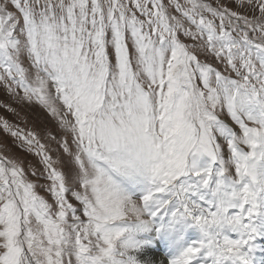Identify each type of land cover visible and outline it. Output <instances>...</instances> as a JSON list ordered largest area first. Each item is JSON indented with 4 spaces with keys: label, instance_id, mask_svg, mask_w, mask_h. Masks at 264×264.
<instances>
[{
    "label": "snow or ice",
    "instance_id": "snow-or-ice-1",
    "mask_svg": "<svg viewBox=\"0 0 264 264\" xmlns=\"http://www.w3.org/2000/svg\"><path fill=\"white\" fill-rule=\"evenodd\" d=\"M0 89V264H264V0H0Z\"/></svg>",
    "mask_w": 264,
    "mask_h": 264
},
{
    "label": "rangeland",
    "instance_id": "rangeland-1",
    "mask_svg": "<svg viewBox=\"0 0 264 264\" xmlns=\"http://www.w3.org/2000/svg\"><path fill=\"white\" fill-rule=\"evenodd\" d=\"M0 102H9L7 94L0 89ZM12 107L16 108L20 113L19 117L13 115L11 112L6 111V109L0 107V116L6 117L9 122L13 125H17L24 129L25 132L28 130L35 131L41 137L51 130L53 127V122L47 113L39 105H18L17 103H12ZM42 142H44L42 140ZM0 154L3 155H18L25 158L26 162L37 163L38 158L34 157L23 151L14 143V138L11 137L9 133L3 131L0 128Z\"/></svg>",
    "mask_w": 264,
    "mask_h": 264
},
{
    "label": "bare ground",
    "instance_id": "bare-ground-1",
    "mask_svg": "<svg viewBox=\"0 0 264 264\" xmlns=\"http://www.w3.org/2000/svg\"><path fill=\"white\" fill-rule=\"evenodd\" d=\"M258 255H260V253H258Z\"/></svg>",
    "mask_w": 264,
    "mask_h": 264
}]
</instances>
